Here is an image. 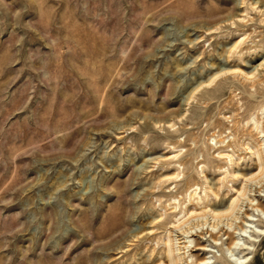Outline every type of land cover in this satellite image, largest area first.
<instances>
[{
	"label": "rangeland",
	"instance_id": "obj_1",
	"mask_svg": "<svg viewBox=\"0 0 264 264\" xmlns=\"http://www.w3.org/2000/svg\"><path fill=\"white\" fill-rule=\"evenodd\" d=\"M261 131L264 0H0V264H264Z\"/></svg>",
	"mask_w": 264,
	"mask_h": 264
},
{
	"label": "bare ground",
	"instance_id": "obj_2",
	"mask_svg": "<svg viewBox=\"0 0 264 264\" xmlns=\"http://www.w3.org/2000/svg\"><path fill=\"white\" fill-rule=\"evenodd\" d=\"M261 133H263V136H264V132L261 131ZM263 143H264V140H263ZM255 155H256V158H257V161L259 162V167H260V171L264 169L263 167V162H262V157L258 152H255ZM264 175V174H263ZM255 177L254 174H251L249 177L245 178V181H247L248 183L249 182H252L251 179H253ZM257 183H262L261 186H260V189L261 188H264V177L261 179V180H258ZM248 188L246 189V187H242L241 189L237 190L236 193L237 195L232 199V201L230 202V204L226 207H223V205L221 204V202H218V203H214L212 205L213 208H208L210 206V201L209 199H207L206 203L203 204V206L200 208L201 211L203 212H206L207 214H210L213 219H223V218H226V219H230V220H235L236 218H239V213H241L243 216H241L240 218L243 220L244 219V225L241 226V225H238L234 228L235 229H238L239 231V239L237 238V240L235 239V241H232L231 244L232 246H227V250L228 252L230 253V256H235V249L237 247H240V251L242 253V251L246 250L247 248L245 247L246 244L243 242V243H240V239L241 238H246V233H247V230L246 228H252L251 227V224H253L254 222V219L252 218V216L254 215L253 213H248L246 211V209H242L243 207V203L246 201L249 202L248 205H250L251 208L255 209V210H258L260 213H261V218H260V221L264 222V205L261 204L260 201H256L255 200V197H250L249 193L251 191V186H247ZM260 189L258 191H260ZM206 194V193H205ZM254 200L256 201L255 203ZM211 207V206H210ZM191 213V212H190ZM231 222L227 223L228 227H231ZM175 229H181L180 228H175ZM168 231V230H167ZM189 230H184L183 233L186 234L188 233ZM169 233V232H168ZM168 235V234H167ZM211 236V234H210ZM188 237V236H187ZM241 237V238H240ZM214 241H216V239L213 238ZM172 239L170 238V235L167 236V241L165 242V256H162L160 257L161 259L159 260V263L158 264H165V262H167V264H177V262L179 260H181L182 256H180V253H175L174 252V248L172 247ZM191 243V242H190ZM185 248H187L188 246H184ZM180 249V247L176 250ZM197 250H207L206 247H198ZM242 258H244V256H237V260H241ZM225 264H232L230 262V260L228 259H225L224 260ZM198 263H201V264H208L206 263V259H202L200 262Z\"/></svg>",
	"mask_w": 264,
	"mask_h": 264
}]
</instances>
